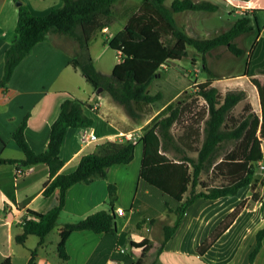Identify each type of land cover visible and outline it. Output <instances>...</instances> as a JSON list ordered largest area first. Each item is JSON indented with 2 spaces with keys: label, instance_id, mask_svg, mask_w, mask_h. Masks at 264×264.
<instances>
[{
  "label": "crops",
  "instance_id": "1",
  "mask_svg": "<svg viewBox=\"0 0 264 264\" xmlns=\"http://www.w3.org/2000/svg\"><path fill=\"white\" fill-rule=\"evenodd\" d=\"M20 1L27 4L36 14L47 13L53 6L62 5V0ZM138 1L115 2V14L110 25L94 35L89 51L95 43L101 42V34H106L103 42L109 45L110 39L126 26L128 17ZM212 1L221 4L217 11L187 10L175 14L176 19L180 14L192 17L191 21L197 34L188 32L185 21L177 20L178 26L192 36L213 37L229 28L246 12H250L255 14L251 21L254 28L236 38L238 45L243 48L240 56L244 53L253 56L257 49L264 52V0ZM222 15L227 16L226 24L220 20ZM17 20L16 1L0 0V80L4 72L6 50L16 35ZM120 20L123 22L115 27ZM255 29L259 34L256 44L247 49L243 39ZM221 47L225 46L214 48L206 57H216V51ZM79 54V44L72 37L49 33L19 62L7 85L0 87V157L18 160L24 158V152L14 140L13 132L25 116L28 117L25 130L27 141L35 151H43L47 147L51 124L59 114L62 101L73 95L90 104L86 107V113L94 118V123L89 128L98 134L99 140L83 146L80 133L85 127L68 129L60 151L64 160L60 172L69 173L77 168L81 157L95 151L97 145L115 141L120 133L130 130L142 134L143 127L169 102L179 100L184 91L193 88L190 82L187 87L189 89L178 90L159 107H155L153 102L148 106L150 112L132 118L123 106L112 101L107 92L98 94L81 70L73 67L71 61ZM263 54H259L257 60L264 57ZM91 56L97 68L96 59L92 54ZM119 60L120 54L117 52V60L110 66L109 72L97 69L104 74H110ZM197 64L196 58L194 65ZM258 66L256 73L249 74L248 71V74L241 75L237 83L230 85L227 81L230 78L223 77L212 78V85L223 93L228 90H244L253 111L260 114L258 89L249 75L264 82V73L260 71L264 69V58ZM220 80H224V85H219L222 84ZM201 81L205 80L198 79L195 83ZM228 144H231V147L233 145L231 141L225 143L226 146ZM138 145L140 151H136ZM136 148L132 161L127 164H113L109 168L107 178H96L90 183L79 182L67 190L64 208L59 217L61 220L58 219L53 228L58 235L56 243L53 244L49 240L53 229L41 245L40 238L35 234L28 235L24 243L15 239L16 235L23 231L22 221L28 210L46 212L57 202L58 190L49 196L43 194L44 184L49 179L48 165L42 162L27 166L20 162L1 163L0 262L9 258L11 264H28L31 250L37 248L35 264H136L140 258L143 259V264H264V236L253 262L250 261V254L257 243V233L264 228V168L260 167L264 164V140L263 157L256 162L254 173L257 180L256 189H252L248 184L240 187L234 194L217 198L197 197L187 206L178 226L163 246L161 243L164 227L175 222L177 215L174 210L180 205V201L141 177L143 144L137 143ZM172 151L173 148L168 149L166 154L175 161L178 160V156H174ZM221 157L222 155L218 160H221ZM203 174L200 177L202 183H198L200 185L205 183ZM217 176L221 179L220 183H210L208 187L227 182L220 174ZM109 183L116 185L113 205L115 213L117 208L124 209L122 215L116 213L117 231H72L66 240L69 257L63 259L58 252L61 227L66 222L83 218L100 209H109ZM254 192L259 193L257 200L253 199ZM144 239L149 241L147 251L144 252L142 246L132 245L133 241L140 242ZM206 242L210 244L200 250Z\"/></svg>",
  "mask_w": 264,
  "mask_h": 264
},
{
  "label": "trees",
  "instance_id": "2",
  "mask_svg": "<svg viewBox=\"0 0 264 264\" xmlns=\"http://www.w3.org/2000/svg\"><path fill=\"white\" fill-rule=\"evenodd\" d=\"M116 1L62 0L61 6H53L44 14L34 13L22 2L18 5L16 35L5 53L0 87L7 85L16 66L31 52L36 43L44 40L49 33H58L70 36L78 42L81 52L71 63L74 68L81 70L93 89L98 94L107 92L112 101L123 106L132 118H136L139 113H148L150 109L148 106L161 97L160 92L150 94L147 87L169 61L188 56V47L192 46L201 55L203 70L210 72L206 55L219 46H225L236 56L242 55L243 48L238 45L236 38L254 28L251 21L255 14L246 12L218 35L206 38L192 36L178 26L175 14L187 10L217 11L221 7L219 2L139 0L129 15L126 26L109 41V46L120 54V60L110 74H104L94 65L89 46L94 35L110 25L115 14ZM192 61L195 64L196 58L193 57ZM260 71L264 73V69ZM249 77L258 89L260 114L253 111L248 101L239 114L233 113L234 107L247 96L244 90H228L223 93L212 85L214 81L212 78L197 83L196 80L192 81L195 94L205 103L206 117H202L198 123H203L200 128L192 122L188 132L178 136V139L186 138L184 143L186 144L187 140L192 142L193 137L203 135L200 145L196 148V157H192L180 147L172 131V126L180 119L186 118L187 114L189 116L190 109L193 108L190 107L191 102L187 101L193 96L191 92L184 91L182 99L169 102L143 127L138 142L143 144L140 175L180 201V205L174 210L177 215L175 222L164 227L161 246L171 237L187 206L197 197L217 198L234 194L240 187L248 184L252 189H256L257 180L254 178L256 162L263 157L264 82L256 76ZM89 106V103L73 95L63 100L59 114L51 124L49 141L43 151H35L26 139L27 116L13 132V138L24 152V158L18 160L0 157V164L20 162L27 166L45 163L49 167V179L44 184L43 194L49 196L58 190L57 202L48 211H27L22 221L23 231L16 235V241L24 243L28 235L35 234L40 238L39 244H43L46 235L58 223L67 190L72 185L79 182L90 183L96 178H107L109 168L113 164H127L134 158L137 144L131 141L110 140L97 145L95 151L84 154L75 170L69 173L60 172L64 164L60 151L68 129L89 127L94 123V118L86 113V107ZM198 114L197 110L193 113L197 117ZM229 141L232 142V147L219 154V150ZM171 148L180 153L176 161L166 154ZM220 155L221 160H218ZM210 168L226 178L227 182L208 187L207 190H203L206 188L204 185L203 189L197 191V184L202 183L201 174ZM108 189L109 209H100L76 221L66 222L61 227L58 252L63 259L69 257L66 240L72 231L83 229L99 233L117 231V217L113 209L116 185L109 183ZM258 197L259 193L254 192L253 199L257 200ZM168 209L171 211L169 207ZM263 236L264 228L257 233V243L250 254L251 262ZM148 242L147 239L133 241L132 245L142 246L145 252L149 249ZM209 244L206 242L200 250ZM36 258L37 248H34L31 250L28 264H35ZM0 264H11V261L6 258ZM136 264H143V259L140 258Z\"/></svg>",
  "mask_w": 264,
  "mask_h": 264
},
{
  "label": "rangeland",
  "instance_id": "3",
  "mask_svg": "<svg viewBox=\"0 0 264 264\" xmlns=\"http://www.w3.org/2000/svg\"><path fill=\"white\" fill-rule=\"evenodd\" d=\"M191 16V15H190ZM220 16V15H219ZM226 17L221 16V21L226 24L228 21L226 20ZM178 22H184L187 24L188 32L191 34H197V32L194 29V23L192 17H188V14H180L177 17ZM187 20V21H186ZM123 21H118L116 23V26H119ZM114 27L112 28V31H114ZM213 33V32H212ZM257 29L254 30L253 33L245 35L243 39V43L248 46L247 49L252 48L256 44L257 36H258ZM106 34L100 35L101 42L95 43L91 47V54L93 57H95L97 62V68L100 70H107L109 72L110 66L117 60V51L112 49L107 43H104L103 40L105 38ZM262 47V45H261ZM223 48V49H222ZM81 52V49H80ZM217 56L214 55L207 56V63L210 68V72H207L203 70V62L201 55L198 54L196 49L192 46L188 47V56L178 59V60H171L169 61L161 70V73L156 75L150 85L147 87L150 94H155L157 92L161 93V97L154 101L155 107H159L164 104L175 92L178 90H186L189 89L188 84L192 81L202 79L206 80L208 78H216L221 79L223 77H229L230 79L227 80L230 85L237 83L241 79V75L245 74L249 71V74L256 73L258 71V64L263 61L264 57H261L260 60H257L259 54H263L260 49H257L256 53L252 56L248 53H244V55L236 56L232 54L230 51L227 50L226 47H221L217 49L216 51ZM101 56V58H100ZM264 56V54H263ZM193 57L197 58L198 64H193ZM106 64V65H105ZM220 82L224 85V80H220ZM193 94L190 98L187 99L188 102H191L190 107H193L190 109L189 116L187 114L186 118L180 119L177 124H174L172 126V131L175 134L176 139L178 140V143L180 144V147L186 151L188 154L192 156H196V148L200 145V136L193 137L192 142L190 140H187L186 138L178 139V136L183 134L184 132H188L190 129L191 123L193 122L196 124L197 128H200L203 124L200 123L202 117H206L205 112V103L199 97L195 94L194 88H191L189 91ZM183 98V95L180 96V99ZM248 99L242 100L238 105H236L233 109V113L235 115L239 114L242 111V108L245 104V102ZM189 106L187 107V109ZM197 110L199 113L198 117L193 115L194 111ZM188 111V110H187ZM150 112V110H149ZM145 113V112H144ZM142 114V113H139ZM146 114V113H145ZM186 115V114H185ZM194 125V126H196ZM196 128V127H195ZM201 132V131H200ZM175 139V140H176ZM197 139H199L197 141ZM189 142V143H188ZM231 147V144L225 145L219 150V154H223L228 148ZM137 149L140 151V145L137 146ZM174 156H180V153H177L175 151H172ZM202 178L204 180V184L200 185L198 184L196 186V190L203 189L204 185H208L210 183H220V178L217 176L216 171L212 170L211 168L209 171L204 172L202 175ZM202 181V180H201ZM212 181V182H211ZM208 187V186H207ZM207 187L203 190H207ZM187 195V194H186ZM81 219V218H80ZM61 219H59L60 221ZM77 219H74L72 221H76ZM58 239V235L56 234V231L53 229L49 234V240L51 241V244L54 242L56 243Z\"/></svg>",
  "mask_w": 264,
  "mask_h": 264
},
{
  "label": "built area",
  "instance_id": "4",
  "mask_svg": "<svg viewBox=\"0 0 264 264\" xmlns=\"http://www.w3.org/2000/svg\"><path fill=\"white\" fill-rule=\"evenodd\" d=\"M141 135H142L141 133H137L134 130H130L127 132L120 133L118 135L117 140L115 141H119V142L131 141L137 144L141 138ZM98 140H99V136L92 128L85 127L80 133V142L83 146L94 144ZM260 167L264 168V164L260 165ZM116 213L122 215L124 213V209L117 208Z\"/></svg>",
  "mask_w": 264,
  "mask_h": 264
},
{
  "label": "water",
  "instance_id": "5",
  "mask_svg": "<svg viewBox=\"0 0 264 264\" xmlns=\"http://www.w3.org/2000/svg\"><path fill=\"white\" fill-rule=\"evenodd\" d=\"M21 3H22V2H21L20 0L16 1V4H17V5H20ZM100 91H101V88L98 89V92H100Z\"/></svg>",
  "mask_w": 264,
  "mask_h": 264
}]
</instances>
